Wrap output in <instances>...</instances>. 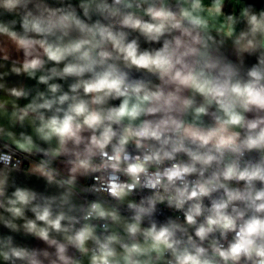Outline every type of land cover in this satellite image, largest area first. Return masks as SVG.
I'll use <instances>...</instances> for the list:
<instances>
[{
	"label": "clouds",
	"instance_id": "clouds-1",
	"mask_svg": "<svg viewBox=\"0 0 264 264\" xmlns=\"http://www.w3.org/2000/svg\"><path fill=\"white\" fill-rule=\"evenodd\" d=\"M0 264H264V0H0Z\"/></svg>",
	"mask_w": 264,
	"mask_h": 264
},
{
	"label": "trees",
	"instance_id": "trees-1",
	"mask_svg": "<svg viewBox=\"0 0 264 264\" xmlns=\"http://www.w3.org/2000/svg\"><path fill=\"white\" fill-rule=\"evenodd\" d=\"M250 2H252V0H250ZM255 2L257 3V6H259V0H255Z\"/></svg>",
	"mask_w": 264,
	"mask_h": 264
}]
</instances>
